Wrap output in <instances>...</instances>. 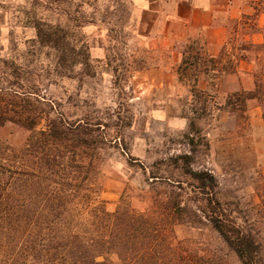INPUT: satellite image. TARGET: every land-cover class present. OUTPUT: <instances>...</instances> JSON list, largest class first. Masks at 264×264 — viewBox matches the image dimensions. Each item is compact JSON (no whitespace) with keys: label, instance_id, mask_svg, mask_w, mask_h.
<instances>
[{"label":"rangeland","instance_id":"1","mask_svg":"<svg viewBox=\"0 0 264 264\" xmlns=\"http://www.w3.org/2000/svg\"><path fill=\"white\" fill-rule=\"evenodd\" d=\"M253 21L252 16L241 20L218 68L237 65ZM152 33L140 22L133 0H0V82L30 87L51 106V115L101 118L108 125L106 135L117 134L118 141L101 150L98 198L107 209L114 210L122 194L136 208H156L162 217L163 205L154 201L178 203L181 207L172 211L178 238L204 240L226 253L227 264H241L197 209L205 195L183 168L209 170L217 197L239 200L242 215L261 220L255 229L264 246V219L255 214L259 194L264 195L262 108L258 100H249L246 121L218 110L208 95L223 103L225 93L216 95L208 75L199 71L208 59L203 46L195 43L192 49L201 57L198 68L183 70V51L192 42L171 43L164 34ZM56 40L60 47L54 46ZM252 49L244 54L253 56ZM251 61V76L222 72L226 91L264 92L261 62ZM195 75L204 93L193 89ZM28 134L5 125L0 141L18 148Z\"/></svg>","mask_w":264,"mask_h":264},{"label":"trees","instance_id":"2","mask_svg":"<svg viewBox=\"0 0 264 264\" xmlns=\"http://www.w3.org/2000/svg\"><path fill=\"white\" fill-rule=\"evenodd\" d=\"M255 8L246 16L254 19L252 29L257 14L264 13V0H257ZM261 30L262 43L243 40L240 48L244 53L253 48V56L241 53L239 58L260 60L264 71V24ZM58 42L54 46L60 47ZM195 43L184 49L180 69L198 68L201 57L192 54ZM226 45L215 56L205 52L208 59L204 68L198 69L208 75L216 95L225 93L223 103L216 102L215 94L208 96L218 110L245 121L248 101L256 99L264 120V88L259 95L242 87L225 90L220 75L237 72L236 65L217 66L226 56ZM197 81L195 75L193 89L204 93ZM8 84L14 86L0 82V128L17 126L29 134L18 148L0 141V264H227L221 249L207 247L204 240L176 236L179 222L172 211L181 207L178 203L154 201L157 207L163 205L162 217L156 208H136L129 196L122 194L115 209H107L105 201L98 198L101 150L112 141L116 143L117 134L109 138L104 131L108 125L101 118L68 120L61 112L51 115L53 109L40 94L19 82ZM189 125L197 127L192 119ZM183 174L195 180L205 195L197 209L220 243L241 264H264L262 237L255 229L261 220L242 215L246 212L239 200L217 197V181L209 170L188 166ZM259 196L255 214L264 219V195Z\"/></svg>","mask_w":264,"mask_h":264},{"label":"crops","instance_id":"3","mask_svg":"<svg viewBox=\"0 0 264 264\" xmlns=\"http://www.w3.org/2000/svg\"><path fill=\"white\" fill-rule=\"evenodd\" d=\"M257 0H133L134 11L140 22L147 25L148 33L164 34L171 43L197 42L209 55L215 56L236 32L241 20L255 11ZM256 27L245 33L247 43L263 42L264 13L256 16ZM235 75L251 76L253 63L249 59L237 61ZM243 82V80H242ZM197 87L205 89L202 79Z\"/></svg>","mask_w":264,"mask_h":264}]
</instances>
